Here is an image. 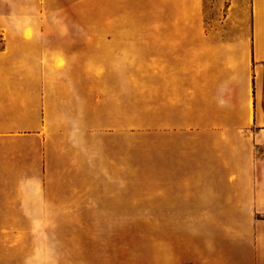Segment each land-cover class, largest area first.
<instances>
[{"label": "rangeland", "instance_id": "rangeland-1", "mask_svg": "<svg viewBox=\"0 0 264 264\" xmlns=\"http://www.w3.org/2000/svg\"><path fill=\"white\" fill-rule=\"evenodd\" d=\"M44 1L86 16L72 24L71 42L91 52V66H148L149 0L27 3ZM223 1L205 0L214 33ZM114 16L122 21H104ZM23 37L32 46L52 40L30 26ZM4 43L0 34V49ZM137 92L134 104H109L104 118L81 125L79 137L69 129L0 134V264H186L212 254L215 223L244 220L215 214L211 136L158 133L142 81ZM202 208L214 212L189 213Z\"/></svg>", "mask_w": 264, "mask_h": 264}, {"label": "crops", "instance_id": "crops-1", "mask_svg": "<svg viewBox=\"0 0 264 264\" xmlns=\"http://www.w3.org/2000/svg\"><path fill=\"white\" fill-rule=\"evenodd\" d=\"M223 2L214 33L205 26V0H149L148 66H91V52L71 42L72 24L85 15L54 1L35 10L27 0H0V134L69 129L79 137L109 104L138 101L142 81L155 131L211 136L215 214L246 216L215 223L212 254L186 264H264V0ZM29 26L52 40L25 44ZM202 209L189 213L214 212Z\"/></svg>", "mask_w": 264, "mask_h": 264}]
</instances>
